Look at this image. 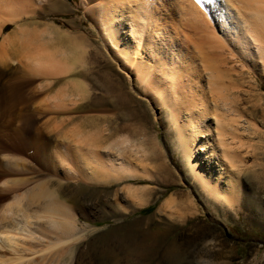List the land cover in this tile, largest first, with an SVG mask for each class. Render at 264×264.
<instances>
[{
    "label": "rangeland",
    "instance_id": "374dc122",
    "mask_svg": "<svg viewBox=\"0 0 264 264\" xmlns=\"http://www.w3.org/2000/svg\"><path fill=\"white\" fill-rule=\"evenodd\" d=\"M102 1L33 0L13 17L0 16V44L13 38L12 48L21 53L0 63L9 74L2 83L14 81L23 90L0 123V140L9 150L0 152V172L9 173L0 178V204L6 207L49 182L48 190L64 206L65 223L75 229L63 234L51 227L55 231L43 235L48 215L35 207L1 215L0 232L10 229L11 242L0 233V261L57 264L53 261L64 251L58 264H264V67L253 45L250 57L234 43L226 46L221 31L235 30L233 11L222 0H198L208 18L206 26H197L188 0H141L140 11L150 19L142 40L148 49L145 67L155 59L160 71H180L177 83L191 95L185 98L189 110L200 101L209 107L199 116L185 113L187 105L181 103L178 114L174 95L153 94L123 64L121 45L107 37L110 5L104 0L100 6ZM123 34L128 36L127 30ZM36 48L55 58L45 69L35 64L39 59L24 56ZM191 120L198 121L194 130ZM217 126L227 129L224 148L238 167L223 161ZM199 144L212 147L213 154L199 153ZM118 153L132 163L124 169L130 177L94 172L100 155ZM198 155L207 175L212 173L211 184L219 182V192L195 179L190 161ZM207 161H212L210 171ZM225 185H233L231 205L223 199L229 194L221 189ZM136 188L146 189L141 199L128 192ZM169 198L176 200L171 209L165 206ZM17 223L19 229L11 230ZM57 239L64 244L56 245ZM53 243L55 248L45 251Z\"/></svg>",
    "mask_w": 264,
    "mask_h": 264
},
{
    "label": "bare ground",
    "instance_id": "6f19581e",
    "mask_svg": "<svg viewBox=\"0 0 264 264\" xmlns=\"http://www.w3.org/2000/svg\"><path fill=\"white\" fill-rule=\"evenodd\" d=\"M32 2H33V0H0V16L2 15L4 17H6L5 15H7L8 17H10V16L13 17V15L15 13L18 14V12L20 11L21 7H25L24 3L25 4H32ZM108 2H109V5H110V8L108 7V9L106 11H107V17L109 18L108 27H109L110 31H109V33H107L108 34L107 37H108V39H110L114 43L117 42L118 43L117 46L120 47V45H121V49H120L121 54L120 55H121V60H122L123 64H125L126 67L128 69H130L131 71L134 69L133 70L134 72L133 71L132 72L135 74V76L140 77L142 79V82L145 84V86L147 85L146 87L148 89H150L153 92V94L156 93L157 90H158L159 93L161 92V93L166 94V95H168V93H169V94H171V96L174 95L175 98H176V101H175L176 102L175 103L176 107L175 108L172 107V108L178 114H179V109H180V106H179L180 103L187 105L186 109H188V110H186L185 113H188L189 111H191V113L198 114L199 116L202 115L200 112L204 113L203 116L205 114H208V111H210V110L208 109L209 107L207 106V103L204 102V101H200L201 105H198L199 106L198 108L194 107L193 109L189 110L190 104H188L189 102H187V100L185 98L189 97L191 95H186V91L184 93V91H182V89H183L182 86H180L177 83L178 82L177 81L178 78H180V75H179V74H181V73H179L180 71L177 70L175 72H172L168 68H167L168 70L167 69H161L162 71H160V68L156 65L157 62L155 61V59H153L152 63H151V60L149 59L150 60V64H152V65H150L147 68L145 67L146 64H147L145 62L146 59H147L145 53H146V51L148 49H147V44L146 43L143 44L142 40L144 38L143 37V33L147 29H149V27H148L149 23L146 24L145 22L149 21L150 19L147 20L146 15H144V13H142V11L144 9H142V11H140L141 10L140 8H141V2L142 1L141 0H107V4H108ZM222 2L225 3V7H226V9L228 11L229 10L233 11V13H234L233 15H231L232 12H229V17H231V18H233L235 20V27H234L235 30L232 33L230 32L229 28H224V27H223V29L221 31L222 35L226 37L227 41H229V43H227L228 45H226V46L230 47L231 45H229V44L234 43V44H236L235 47L238 49L239 52L241 51L242 53H244L245 57L246 56L250 57L253 54V53H251V47L250 46L253 45L252 48L255 50V53L257 54V58L260 59L261 61H263V67H264V0H222ZM188 3H190L193 6V8H194L193 9V12H194L193 17H194V20H196L197 26H198L199 23L200 24L202 23V25H204L205 22H206L205 15L207 14V12H204V10H202V7L199 5V1L198 0H188ZM102 4H105L104 0L99 5L101 6ZM142 4H144V2H142ZM32 5H30V6H32ZM132 5H133V7H131ZM184 6H185V4H184ZM132 8H134L135 11L134 10L131 11ZM142 8H143V6H142ZM18 9H19V11H18ZM126 11H128V14L125 13ZM22 12H23V10H22ZM138 14H141V16L137 17ZM17 16H19V15H16L14 17H17ZM136 17L139 18L140 20L138 21L137 19H135ZM206 17L208 18L207 15H206ZM199 18H202V19H199ZM127 20L129 22H127ZM8 21H11L10 18L8 19ZM197 26L195 25V27H197ZM205 26H206V24H205ZM1 28H3L2 25L0 26V29ZM195 29H197V28H195ZM126 30H127V35L128 36H126V34H123L124 32H126ZM205 33H207V32H205ZM122 34H123V36H122ZM199 34H201V33H199ZM214 34H212V35H214ZM222 35H221V39L216 37L215 35H214L215 36L214 38L222 40V37H223ZM201 36H203V35H201ZM201 36H200V38H201ZM219 37H220V35H219ZM10 39H13V38H10ZM10 39L6 37L3 40V43L0 44V63H1V65L7 64V62L9 63L10 61L15 60L17 58L18 54H19V56L21 54L19 52V49L16 50V48L15 49L12 48L11 42L13 41L12 43H14L15 41H14V39L13 40H10ZM212 40H213V38H212ZM18 41L16 40V43ZM122 42H123L124 46L121 44ZM212 43H213V41H212ZM35 50H37V48ZM35 50H33V51H35ZM43 50H45V49H43ZM35 52H36V54H35ZM35 52H33L30 56H28L27 53H26V54H24V56L27 59H28V57H31V59H39L37 62H35V64H37L42 69L47 68L48 65H50V62L52 61V59H55L52 56L53 54L47 52L46 50H45V53H43V51H40V50H37ZM180 54H181V52L178 54V56ZM149 57L152 58V56H150V53H149ZM153 58H155V57H153ZM10 65H11V63H10ZM4 66H3V68H4ZM173 66H174L175 69L179 68L178 64H174L173 63ZM3 68L0 69V123L4 120V116H6L7 113L11 112L12 109H14V107H16L17 104H19V102H20V100H21V98L23 96L22 95L23 94L22 93L23 90L17 85V82H14V81L10 82L8 80V82H6V84H3L4 82L2 83V80L5 79V76L9 75V74H7L8 71L6 69L3 70ZM187 69H189V68H187ZM9 72L11 73L10 69H9ZM158 73H161V76L158 75ZM141 79H140V82H141ZM160 79H162V80H160ZM181 79H182V77H181ZM181 79H179V80H181ZM160 81H162L163 84L165 83L167 85L168 89L165 88V90H163L164 87H161V88L160 87H156V86L160 85L158 83ZM147 83H150L151 86L149 84H147ZM184 94L186 96H184ZM223 96L225 97V95H223ZM224 97H222V98H224ZM187 99H189V98H187ZM172 104H174V103H172ZM209 113H211V112H209ZM213 116L215 118L217 117L216 114H214ZM211 118H212V116H211ZM211 118H209V119H211ZM28 119L25 121V123H29L30 122ZM191 124L194 125V127H193V130H194V128L196 126H198V121L191 120ZM214 133H215V135H216V137L218 139V142L224 148L225 139L227 138V137L225 138V134L227 133V129L226 128L223 129L222 127L219 128L217 126V129L215 128ZM209 134H210V132H209ZM227 135H228V133H227ZM1 140H0V152L9 151V150H7L8 147H5L4 143ZM124 143H126V142H124ZM98 146H100V145H98ZM199 146H200V148L197 149L199 151V153H200V151L201 152H206V150H208V151H211L210 153L213 154V149H211L212 147H209V146L203 145V144H199ZM225 148L222 149L223 161L229 167H232V168L233 167H238L237 164L233 162V160L235 159V157H234L235 155H232L230 153V151H228V149H225ZM99 149L100 148H98L97 150L99 151ZM97 150H95V152ZM194 151H195L194 149L191 150L192 153H194ZM119 156H120V158H119ZM119 156L116 155L115 157H111L110 158V157H106L104 155H100L96 159V161H94V164H93L94 172L95 173H99L98 175L100 177L105 174L106 170H108L107 171L108 175H110L109 173L113 174L116 171H121L122 174H123V172L124 173H129L128 174V176H129L130 175L129 170L127 171V170H124V169L132 168V163L128 162L125 159V157H123V156H122L123 158H121L120 154H119ZM12 158H13V156H12ZM9 160H12V159H9ZM202 161H204V157H201V156H199V157L195 156L194 159L192 161H190V166H191V169L194 172L195 179H201L203 181V183H204V187H206V188L208 187L207 189L209 191H211L212 193L217 192V191L219 192V190H217L218 186H219V182L217 181L213 185L211 184L210 179L212 178V176H210V175L212 173L210 175H207L208 172L200 165L202 163ZM208 161H209V159H208ZM241 161H242V159H241ZM8 162H9L8 165L11 166L10 161H8ZM208 163H209L208 166H209V171H210V170L213 169V166L211 165L212 161H210ZM14 164L12 163L13 167H14ZM234 164H236V165H234ZM158 167H159V170L163 168L162 165H159ZM135 168H137V167H135ZM82 169L84 170V168H82ZM90 169H91V167H90ZM103 171H105V172L103 173ZM223 171H225V168L223 169ZM84 172H86V170ZM133 172H131L132 173L131 175H133ZM7 173L8 172L1 171L0 172V178L2 179V177L6 176ZM134 175H135V173H134ZM8 178H9V176H8ZM4 179L5 178H3L2 180H4ZM217 179H220V176L217 177ZM7 182L9 184H11V185H14L16 183V179H12V180L9 179V180H7ZM7 182H6V184H7ZM47 183L49 184V182H47ZM47 183L37 184L31 190H28V191L25 190L26 192L24 193V195L19 200L16 198V200H13V203L11 201V203L10 204L8 203L9 205H7L6 207H3V205L0 204L2 206V208H0V223L2 221L1 215L5 216L7 213H10L12 215H17V214H19L21 212L20 208H22L24 206H27L28 208L29 207H31V208L35 207V208L41 210L40 213L48 215V217H46L47 218V224L46 225H48L49 227L45 228V226H46L45 225L43 227V229L45 228L44 230L41 228L42 229V234L45 233L47 231V229H49V228H50L49 230H52L53 228H51V227H56V229L58 227L60 232L63 233V234H68V233L71 234V233H73L74 230H75L74 228H72L73 225L70 224L69 221L67 223H65V216L63 214L64 210L62 209V208H64V206L61 205L60 203L56 202V200L60 201L59 196H57L56 193L54 194V193L50 192V189L48 190V184ZM231 186H233V185H231ZM231 186L230 185H227V186L225 185L224 186L225 188L221 186V189H222V191L224 193L229 192V194L226 193V194H228L227 196L223 197L225 203L228 204V205H231L232 201L234 199V196H232L233 193L231 191V189H232ZM142 190H144V189L136 188V189H129L128 192L131 193V195H133L132 197H135V198L137 197V198L141 199L142 198V193L144 191H146V189L144 191H142ZM215 197H217L216 193H215ZM230 198H231L232 201L230 200ZM13 199H15V198H13ZM175 201H174V199L169 198L167 200V202L165 201L166 202L165 206L166 207L168 206L170 208L171 205L175 204ZM178 206H179V204H178ZM174 207H177V206H174ZM66 208H68V207H66ZM57 214L60 215L59 216V220L55 219V215H57ZM182 217H183V215H182ZM68 219L70 220V218H68ZM26 223L27 222H25V224ZM20 224L21 223H17L15 225L11 226L10 227L11 230H14V231L18 230L19 229L18 226ZM22 225L24 226V224H22ZM40 225L42 226L44 224H40ZM8 231H10V229L9 230L4 229L0 233H2V234L6 233L5 234V241L10 244L11 240H10V237L8 236V234H9ZM54 231L52 230V232H54ZM57 231H58V229H57ZM55 234H57V232ZM56 237L59 238V235L57 234ZM57 240H56L57 241L56 245H59V247H60V245L64 244V243H61L62 241L60 239H57ZM0 243H2L1 240H0ZM56 245L53 243V245L51 247H49V248L47 247L45 251L52 250V248H55ZM56 253L59 254V252H56ZM63 254H64V251L62 252V254L58 255L57 258L55 259V261H53V262H56V263L58 262L59 263V259H60V257L61 258L63 257ZM3 256H5V254ZM13 263H14V260H11V261L8 260L7 262L0 261V264H13ZM61 264H62V262H61Z\"/></svg>",
    "mask_w": 264,
    "mask_h": 264
}]
</instances>
